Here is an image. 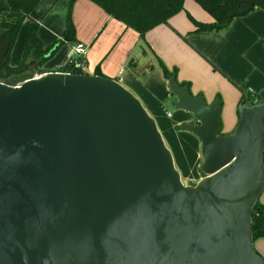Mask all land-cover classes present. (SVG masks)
Segmentation results:
<instances>
[{
  "label": "water",
  "instance_id": "95a60500",
  "mask_svg": "<svg viewBox=\"0 0 264 264\" xmlns=\"http://www.w3.org/2000/svg\"><path fill=\"white\" fill-rule=\"evenodd\" d=\"M233 19L264 0L225 5ZM0 35V264H264L253 218L264 192V103L238 107L223 134L209 104L169 80L182 130L201 142L203 178L186 185L156 120L115 79L6 73Z\"/></svg>",
  "mask_w": 264,
  "mask_h": 264
},
{
  "label": "crops",
  "instance_id": "0c3cea01",
  "mask_svg": "<svg viewBox=\"0 0 264 264\" xmlns=\"http://www.w3.org/2000/svg\"><path fill=\"white\" fill-rule=\"evenodd\" d=\"M71 1L42 0L21 29L16 42L20 47H16L14 59L12 53L11 67L22 64L25 48L36 29L46 47L63 38ZM7 11V4L0 0V21ZM191 17L206 24L215 21L198 3L185 0L183 11L142 38L91 0H76L75 42L67 45L66 53L45 65L46 70H52L64 62L75 44L87 46L90 74L115 79L141 99L188 185L204 177L200 170L201 142L182 130V125L191 121L190 114L168 107L167 102H175L176 98L169 92L161 63L176 71L178 82L187 83L193 95H204L209 104L222 100L224 134L232 133L239 122L238 107L247 87L257 89L264 101V9L255 7L218 31L196 32ZM167 112L172 113L171 118ZM260 202L264 205V192ZM255 248L264 258V238L255 241Z\"/></svg>",
  "mask_w": 264,
  "mask_h": 264
},
{
  "label": "trees",
  "instance_id": "16d2710c",
  "mask_svg": "<svg viewBox=\"0 0 264 264\" xmlns=\"http://www.w3.org/2000/svg\"><path fill=\"white\" fill-rule=\"evenodd\" d=\"M10 9L3 15L0 21V35L5 34L6 41L10 44V51L6 56V73L18 71L30 60L38 62V72L47 71L45 65L58 53L59 49L66 43H74L76 29L73 21V8L76 0H72L68 9L66 31L60 40H56L50 46H44L38 35V29L31 36L23 56L22 64L17 67L10 66L11 54L17 42L18 36L24 23L31 19V14L42 0H7ZM101 7L113 19H116L137 31L142 38L152 29L168 24L169 20L184 10L185 0H91ZM213 18L214 23L206 24L191 20L196 25V32L218 31L227 27L226 22L230 15L229 9L225 6L240 9L244 0H194ZM164 78L169 81L176 79V71H170L161 63ZM102 76V74L97 73ZM32 77L31 73L11 76L5 81L8 85H17ZM188 85L187 83H180ZM246 97L242 98V101ZM163 109H165L162 106ZM257 216L253 218L254 241L264 238V205L259 201L255 206ZM259 254V253H258ZM260 255V254H259Z\"/></svg>",
  "mask_w": 264,
  "mask_h": 264
},
{
  "label": "built area",
  "instance_id": "2783aa9c",
  "mask_svg": "<svg viewBox=\"0 0 264 264\" xmlns=\"http://www.w3.org/2000/svg\"><path fill=\"white\" fill-rule=\"evenodd\" d=\"M87 54H88V47L82 43H77L72 47L68 57L64 60V62L61 65L49 71L47 70L44 72H37L36 74H32L31 78H38L41 75L47 73L90 75L88 62H87ZM20 84L21 83L12 86H19ZM245 97H246L245 100L248 101L247 105L249 107H255L264 103L261 97V93L253 87L246 88ZM166 114L168 117L170 118L172 117L171 112H167Z\"/></svg>",
  "mask_w": 264,
  "mask_h": 264
},
{
  "label": "rangeland",
  "instance_id": "374dc122",
  "mask_svg": "<svg viewBox=\"0 0 264 264\" xmlns=\"http://www.w3.org/2000/svg\"><path fill=\"white\" fill-rule=\"evenodd\" d=\"M5 1V3L7 4V6H8V10L10 9V5H9V3H8V1L7 0H4ZM192 1V0H191ZM194 1V0H193ZM185 3V2H184ZM75 25V24H74ZM20 35V34H19ZM18 42V41H17ZM19 45H20V43H19ZM17 46V44H16V46L14 47V50H13V59H14V53H15V49H16V47H17V49L20 47V46ZM67 45H72V43H66V44H64L60 49H59V51H58V53L52 58V60H54V58L55 57H59L60 55H62V53H66L67 52V49L69 48ZM16 49V53H17V50ZM23 52V51H22ZM20 56H22V53H21V55ZM57 57V58H58ZM21 58V57H20ZM56 58V59H57ZM11 59H12V54H11ZM10 62H11V60H10ZM51 63V62H50ZM122 85H123V83H121ZM124 86V85H123ZM125 87V86H124ZM127 88V87H126ZM128 89V88H127ZM128 90H130V89H128ZM131 91V90H130ZM132 92V91H131ZM135 94V93H134ZM136 95V94H135ZM137 96V95H136ZM138 97V96H137ZM139 98V97H138ZM140 99V98H139ZM141 100V99H140ZM173 100H170V101H168L167 102V104H168V107L171 109V110H173V111H176V109L174 108V106H173ZM222 133H223V131H222ZM224 134V133H223ZM165 140V139H164ZM166 142V141H165ZM167 144V143H166ZM168 146V145H167ZM169 148V147H168ZM170 149V148H169ZM172 152V151H171ZM175 164H176V162H175ZM178 165L176 164V167H177ZM177 169L180 171V167L178 166L177 167ZM180 173H181V171H180ZM202 174V173H201ZM181 175H182V173H181ZM203 175V174H202ZM182 180H183V182H184V184H186V185H188V181H187V179H186V177H184L183 175H182Z\"/></svg>",
  "mask_w": 264,
  "mask_h": 264
},
{
  "label": "flooded vegetation",
  "instance_id": "af4514ba",
  "mask_svg": "<svg viewBox=\"0 0 264 264\" xmlns=\"http://www.w3.org/2000/svg\"><path fill=\"white\" fill-rule=\"evenodd\" d=\"M13 77V76H12Z\"/></svg>",
  "mask_w": 264,
  "mask_h": 264
}]
</instances>
